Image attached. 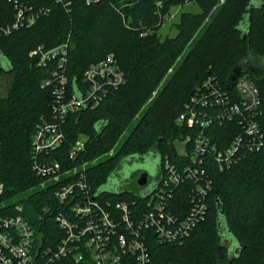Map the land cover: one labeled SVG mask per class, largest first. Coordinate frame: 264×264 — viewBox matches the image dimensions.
<instances>
[{
    "label": "trees",
    "instance_id": "trees-1",
    "mask_svg": "<svg viewBox=\"0 0 264 264\" xmlns=\"http://www.w3.org/2000/svg\"><path fill=\"white\" fill-rule=\"evenodd\" d=\"M70 1L67 7L53 0H23L37 10L47 9L48 13L32 27L0 38V59L5 65L0 76L16 78L8 96L0 98V182L5 184L6 198L21 204L24 216L34 222L43 236V246L51 247L63 236L56 217L65 213L68 205L55 198L54 192L60 185L47 184L40 189L43 180L32 170V138L41 120L51 119L53 104L51 89L41 88L49 72L38 67L37 59L30 56L38 47L49 50L69 42L66 72L70 90L82 84L83 73L91 64L108 55L116 58L125 74V84L98 107L67 118L66 140L49 155L62 164L63 170L80 161L88 162L86 176L91 196L102 202H135L134 208L144 204L141 192L130 189L133 183L121 180L123 164L152 153L158 154L161 163L165 157L177 160L173 143L184 140L188 134L193 136L194 131L176 121L196 86L210 75L223 89L228 88L230 77L240 67V75L252 78L260 92L258 120L264 134V74H256L264 56V40H256L258 36L264 39V0H248L232 29L238 38L236 47H228L225 40L217 44L214 38L200 42L122 142L218 0H95L89 6L80 0ZM192 1L198 2L201 11L182 12L174 24L176 35L161 42L158 33L162 21L171 15L170 9ZM256 14L261 17V25L254 24ZM0 17L4 21L12 19V6L6 0H0ZM209 44L215 49H207ZM208 63L213 66L210 71L205 69ZM162 105L166 106L163 111ZM228 128L223 125L217 130L218 135L231 139ZM81 135L87 137L86 149L81 160H70L68 152ZM110 151L113 154L108 156ZM103 155L106 156L101 160ZM205 161L214 181L206 199L205 219L182 246L161 244L151 237V264H264V240L242 232L257 224L264 208V145L244 153L236 166L224 172H218L209 158ZM113 175H121V181L119 186L114 184L118 190L110 191L105 187L110 185ZM173 192L175 209L180 203L189 205L184 190ZM225 234L237 246L238 253L233 256L223 245ZM256 246L259 248L255 249Z\"/></svg>",
    "mask_w": 264,
    "mask_h": 264
},
{
    "label": "built area",
    "instance_id": "built-area-1",
    "mask_svg": "<svg viewBox=\"0 0 264 264\" xmlns=\"http://www.w3.org/2000/svg\"><path fill=\"white\" fill-rule=\"evenodd\" d=\"M53 1L67 7L71 4L70 0ZM80 1L89 6L95 0ZM6 2L12 6V19L4 21L0 17V38L32 27L48 13L23 0ZM170 17L161 26L170 22ZM69 47L67 41L49 50L40 46L30 54L37 59L38 67L48 70L49 78L41 88L51 89L53 95L51 119H42L32 138V170L43 180L40 189L47 184L60 185L55 198L68 205L67 211L56 217L63 236L55 247L43 246V236L34 222L24 216L21 204L6 198L5 184L0 182V264H151V237L161 244L182 246L205 219L206 199L214 187L206 158L212 160L218 172H224L236 166L244 153L264 145L258 120L259 89L247 74L238 76L232 90L223 89L215 77L204 79L176 121L194 131L193 136L188 134L184 139L187 154L178 155L176 161L163 159L158 187L151 193H141L144 204L139 208H134L135 202H102L91 196L86 176L88 162L80 161L63 170L62 164L49 155L66 140L67 118L98 107L125 84V74L116 58L108 55L91 64L83 73L82 84L70 90L66 72ZM226 124L232 132L229 140L217 133ZM86 142L87 137L79 136L68 158L81 160ZM176 189L184 190L189 202L188 206L178 204V211L173 205Z\"/></svg>",
    "mask_w": 264,
    "mask_h": 264
},
{
    "label": "rangeland",
    "instance_id": "rangeland-1",
    "mask_svg": "<svg viewBox=\"0 0 264 264\" xmlns=\"http://www.w3.org/2000/svg\"><path fill=\"white\" fill-rule=\"evenodd\" d=\"M248 4V0H218L215 7L210 12L207 20L202 25L201 29L198 31L195 38L192 40L190 46L186 50V52L179 58L175 65L166 73L163 81L158 86L157 90L153 92L151 98L147 101V103L144 105L143 110L141 113L136 117L135 122L131 126V128L125 133L123 138L121 139V142L124 140V138L130 133V131L133 129L134 125H136V122L139 120L140 116L150 107V105L157 100L156 98L162 91V89L167 85V83L173 78L175 72L183 68L185 65V60L189 55L197 49L199 46V43L204 40H210V38H214L215 43L222 42V40H225L227 42V46L236 47V41H238V38L234 33L232 32L233 27L237 24L238 20H240L242 13L244 12V7ZM172 20L170 22H167L165 26H162L160 29L158 36L161 42H164L167 38L174 37L176 35V28L175 23L178 22L179 16L182 12H191V13H199L201 11V8L196 1H192L191 3H187L186 5H177L170 9ZM168 15V17H170ZM170 17V18H171ZM254 24L261 25V17L259 14H256L254 16ZM256 40H264L263 38H258ZM235 42V43H234ZM233 44V45H232ZM243 46L246 47L245 44ZM216 47V46H215ZM213 46L211 48V44L206 45L207 49H215ZM205 69L210 71V69H213L212 63H208L205 66ZM257 75L262 76L264 74V56L261 60H259V69L256 72ZM213 77V75H210ZM209 77V76H208ZM207 77V78H208ZM16 78L12 75H2L0 76V98H6L8 96L9 91L11 88H13L15 84ZM167 106V104H166ZM166 106L162 105V111L166 109ZM82 138H85L86 136L81 135ZM173 147L176 150L177 154L179 156H184L187 154V148H186V142L185 140H175L173 143ZM114 150V149H113ZM111 153V151L109 152ZM107 153V155L109 154ZM106 155H103L101 158L104 159ZM160 158L158 154L152 153L148 156H145L143 158H138V160H134L132 163L130 161H126L123 164V169L121 172V175H113L110 179V185L108 187H105V189H108L110 191L118 190L119 188L114 187V184H120L121 180H127L129 183H133L130 187L132 191H135L139 193V187L136 184V181L139 179V174L141 172H147L151 177L155 178L158 177V171H157V165ZM120 177L122 178L120 180ZM113 184V186H112ZM243 233H247L248 235H251V237H254L255 239L258 238L259 240H264V208L262 212L260 213V219L258 220L257 224L250 229L242 230ZM245 233V234H246ZM226 239L223 240L224 247L229 251L230 256H233L238 253L237 246L235 242L228 236V234H225ZM262 242V241H260ZM259 247H255V249H258Z\"/></svg>",
    "mask_w": 264,
    "mask_h": 264
},
{
    "label": "water",
    "instance_id": "water-1",
    "mask_svg": "<svg viewBox=\"0 0 264 264\" xmlns=\"http://www.w3.org/2000/svg\"><path fill=\"white\" fill-rule=\"evenodd\" d=\"M5 65H4V62L0 59V69L4 68ZM242 73V68L240 67L238 70H235V72L233 73V76L230 77L229 79V82H228V89L229 90H232L234 85H235V82H236V79L238 78V76ZM161 161L159 160L158 162V165H157V170H160L161 168ZM148 173L147 172H142L140 175H139V179L137 180V185L138 187L140 188H144L145 185L148 183ZM115 186V185H114ZM158 187V183L156 184H152V186L146 188V189H143L141 191V193H147V192H153L156 188Z\"/></svg>",
    "mask_w": 264,
    "mask_h": 264
},
{
    "label": "flooded vegetation",
    "instance_id": "flooded-vegetation-1",
    "mask_svg": "<svg viewBox=\"0 0 264 264\" xmlns=\"http://www.w3.org/2000/svg\"><path fill=\"white\" fill-rule=\"evenodd\" d=\"M148 156V155H147ZM158 171V177H155V178H153V177H151L150 175H148V183L145 185V187L144 188H140L139 187V192H141L143 189H146V188H148V187H150V186H152V184H156L158 181H159V179H160V177H161V168H160V170H157ZM142 173V172H141ZM140 173V174H141ZM139 174V175H140ZM136 184H137V181H136ZM138 186V185H137Z\"/></svg>",
    "mask_w": 264,
    "mask_h": 264
}]
</instances>
